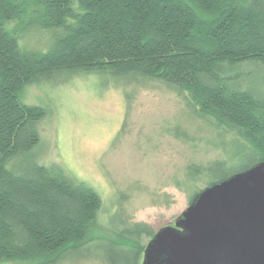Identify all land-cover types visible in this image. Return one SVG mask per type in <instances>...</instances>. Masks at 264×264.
<instances>
[{
    "label": "trees",
    "instance_id": "16d2710c",
    "mask_svg": "<svg viewBox=\"0 0 264 264\" xmlns=\"http://www.w3.org/2000/svg\"><path fill=\"white\" fill-rule=\"evenodd\" d=\"M29 28L54 32L45 51L21 48ZM91 72L163 82L235 132L227 156L189 164L188 180L264 161V0H0V264H141L155 230L116 214L113 236L85 242L100 196L29 155L45 111L20 100L23 87Z\"/></svg>",
    "mask_w": 264,
    "mask_h": 264
},
{
    "label": "rangeland",
    "instance_id": "374dc122",
    "mask_svg": "<svg viewBox=\"0 0 264 264\" xmlns=\"http://www.w3.org/2000/svg\"><path fill=\"white\" fill-rule=\"evenodd\" d=\"M53 33L19 30L18 41L23 50L45 51ZM20 100L45 111L37 124L39 143L29 155L100 196L85 242L113 236L116 214L153 230L173 222L193 192L208 182L206 176L188 180L187 166L224 159L235 137L234 131L194 114L182 94L158 80L64 74L25 85ZM246 164L239 158L233 169ZM62 264L99 263L83 259Z\"/></svg>",
    "mask_w": 264,
    "mask_h": 264
},
{
    "label": "water",
    "instance_id": "95a60500",
    "mask_svg": "<svg viewBox=\"0 0 264 264\" xmlns=\"http://www.w3.org/2000/svg\"><path fill=\"white\" fill-rule=\"evenodd\" d=\"M141 264H264V161L198 191L155 230Z\"/></svg>",
    "mask_w": 264,
    "mask_h": 264
}]
</instances>
